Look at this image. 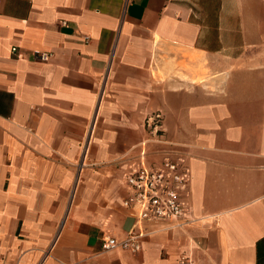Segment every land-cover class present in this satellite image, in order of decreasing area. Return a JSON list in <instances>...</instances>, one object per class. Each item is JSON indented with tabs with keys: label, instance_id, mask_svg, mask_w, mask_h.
Masks as SVG:
<instances>
[{
	"label": "crops",
	"instance_id": "0c3cea01",
	"mask_svg": "<svg viewBox=\"0 0 264 264\" xmlns=\"http://www.w3.org/2000/svg\"><path fill=\"white\" fill-rule=\"evenodd\" d=\"M166 157L191 222L103 252L125 176ZM184 255L264 264V0H0V264Z\"/></svg>",
	"mask_w": 264,
	"mask_h": 264
},
{
	"label": "built area",
	"instance_id": "2783aa9c",
	"mask_svg": "<svg viewBox=\"0 0 264 264\" xmlns=\"http://www.w3.org/2000/svg\"><path fill=\"white\" fill-rule=\"evenodd\" d=\"M15 51L12 48L11 52ZM48 58L47 54L39 56L41 61H47ZM162 124L163 115L160 112L148 116L144 122L146 130L157 140L163 135ZM144 155L145 152L141 150L140 156ZM187 182V170L169 157L150 165L141 163L139 167L133 168L124 178L127 196L122 207L128 211L134 223L121 240L103 237L101 250L109 252L119 249L135 254L141 249L143 240L157 228L173 230L188 225L191 220L182 203ZM177 264H193V261L190 256L184 255Z\"/></svg>",
	"mask_w": 264,
	"mask_h": 264
}]
</instances>
